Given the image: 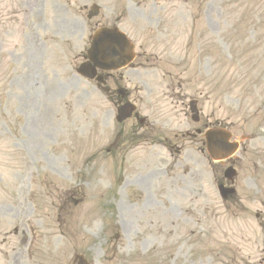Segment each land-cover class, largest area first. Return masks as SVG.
I'll use <instances>...</instances> for the list:
<instances>
[{
  "label": "rangeland",
  "instance_id": "obj_1",
  "mask_svg": "<svg viewBox=\"0 0 264 264\" xmlns=\"http://www.w3.org/2000/svg\"><path fill=\"white\" fill-rule=\"evenodd\" d=\"M96 1L0 0V264H264V0H101L88 21ZM113 25L157 55L149 83L140 59L113 81L158 141L76 73ZM217 127L241 144L228 202L196 135Z\"/></svg>",
  "mask_w": 264,
  "mask_h": 264
},
{
  "label": "water",
  "instance_id": "obj_2",
  "mask_svg": "<svg viewBox=\"0 0 264 264\" xmlns=\"http://www.w3.org/2000/svg\"><path fill=\"white\" fill-rule=\"evenodd\" d=\"M127 41L125 37L118 33L116 30H101L94 37L93 48L90 51L92 60H99L100 57L107 56L110 59L117 58L120 53L127 52ZM97 65V64H96ZM101 68L108 69V67L100 66ZM80 73L86 77H94V68H89L84 65L80 69ZM133 108L122 107L120 109V117L118 120L121 122L131 116ZM230 134L223 130L209 131L206 134L208 140V151L210 155L216 160H222L230 157L236 152L238 145L229 142ZM229 179H232L235 175L232 169H229L226 173Z\"/></svg>",
  "mask_w": 264,
  "mask_h": 264
},
{
  "label": "flooded vegetation",
  "instance_id": "obj_3",
  "mask_svg": "<svg viewBox=\"0 0 264 264\" xmlns=\"http://www.w3.org/2000/svg\"><path fill=\"white\" fill-rule=\"evenodd\" d=\"M161 36L163 37V35L161 34ZM141 52H140V55H139V58L142 59L141 62L138 63V66L140 69H142L145 73H148L150 72L152 69L149 67L151 64V55L149 54L148 50H147V47L145 46H142L141 48ZM139 76H141V74H139ZM109 77H112L111 75ZM129 95L126 94L125 96V100L127 99ZM119 98V101L122 99V97H118ZM140 123H145V121L142 119H140Z\"/></svg>",
  "mask_w": 264,
  "mask_h": 264
}]
</instances>
